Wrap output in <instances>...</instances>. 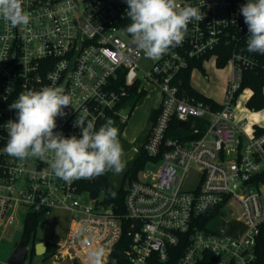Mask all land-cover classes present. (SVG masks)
<instances>
[{"label":"built area","instance_id":"2783aa9c","mask_svg":"<svg viewBox=\"0 0 264 264\" xmlns=\"http://www.w3.org/2000/svg\"><path fill=\"white\" fill-rule=\"evenodd\" d=\"M246 2L178 0L198 7L204 19L189 23L183 42L159 59L146 57L124 31L131 23L125 0H22L27 26L0 18V233L19 222L20 208L42 216L60 210L68 213L67 231L45 252L56 264H89L88 252L98 247L106 264L122 241L123 264L165 262L180 243L176 264H256L264 228V124L237 110L243 92L250 90L248 99L253 90L235 95L243 70L263 65L264 55L246 50L239 11ZM222 58L233 67L232 79L228 100L214 109L186 93L180 73L197 60L194 68L206 73L211 60L218 65ZM45 86L72 96L54 130L65 137L80 135L77 117L97 129L112 118L122 124L133 96L160 92L143 144L159 167L129 179L122 209L97 189L102 175L67 183L45 160L21 161L4 151L6 123L16 119L9 105L19 93ZM176 120L186 122L180 132Z\"/></svg>","mask_w":264,"mask_h":264},{"label":"clouds","instance_id":"9594fccd","mask_svg":"<svg viewBox=\"0 0 264 264\" xmlns=\"http://www.w3.org/2000/svg\"><path fill=\"white\" fill-rule=\"evenodd\" d=\"M125 2L131 23L124 31L152 59H159L170 48L179 46L189 23L204 19L198 7H182L178 0ZM239 11L248 29L246 50L264 55V0H247ZM0 18L13 28L30 23V14L23 9L22 0H0ZM70 105L71 94L58 86L19 93L9 105L10 110L16 111V119L6 123L8 141L4 151L21 161L33 157L45 160L52 173L67 183L109 171H123L119 130L111 119L97 129L92 120L77 117L74 126L79 128V136L65 137L54 131L57 117L66 116L65 109ZM104 255L102 247L92 248L88 252L89 264H103Z\"/></svg>","mask_w":264,"mask_h":264},{"label":"rangeland","instance_id":"374dc122","mask_svg":"<svg viewBox=\"0 0 264 264\" xmlns=\"http://www.w3.org/2000/svg\"><path fill=\"white\" fill-rule=\"evenodd\" d=\"M232 70L233 67L230 63H227L224 66H218L211 60L206 65V73H203L202 70L198 68H194L192 70V83L201 92H204L206 95H209L215 100L224 103L228 100L225 89L229 81L232 79ZM249 93L250 91L248 89L243 92V95L239 98V105L237 107V110L240 111L241 114L247 116L248 113L246 111L247 108L244 105V101L248 97ZM160 95V92L157 90L148 92L140 98L134 106H132L133 103L131 102L130 105L126 106L122 110L121 120L123 121L122 124L118 122V137L123 148L122 160L124 162V168L120 173L112 172L111 174V182L116 186L122 184L125 171L131 165L141 146L145 142L146 135L151 124L150 114L153 107L160 104ZM127 115L128 117L126 122L123 123ZM250 118L252 121H257L258 119L254 117ZM158 167V163L148 162L146 167L139 172L138 176L140 178H145L150 171L154 172L158 169ZM261 192L264 213V184L262 185ZM25 213L26 210L20 208L18 212L19 222L7 227L2 233H0V264H8V259L15 249L16 243H18L23 236V224L26 217ZM67 227L68 213L65 211L56 210L51 215L42 217L35 237H30L28 240L27 245L29 253L26 264H56L53 262V259L49 257V254H32L31 249L33 243L36 244L38 242L59 239L65 235ZM59 264H71V262H60Z\"/></svg>","mask_w":264,"mask_h":264},{"label":"trees","instance_id":"16d2710c","mask_svg":"<svg viewBox=\"0 0 264 264\" xmlns=\"http://www.w3.org/2000/svg\"><path fill=\"white\" fill-rule=\"evenodd\" d=\"M225 64H226V60L222 58L220 62L218 63V66H224ZM196 65L201 66V61L197 60V61L192 62L191 66H189L188 69L180 73L182 77V85L187 90L186 93L192 97H196L199 100H203L211 104L214 109H221L223 107V104L221 102L201 92L193 85L191 75H192V70L194 66ZM245 88H250L253 90L251 96L245 103L246 107L255 112L263 110L264 109V64L255 69L243 70L241 88L238 92H236L235 96L239 97V95L242 93L241 92L242 89H245ZM145 94L146 92H140L138 95L133 96L132 106H134L135 103L140 98H142ZM159 111H160V107L153 109L150 114V119L151 120L155 119V116L159 113ZM111 120L113 121V126L118 128L119 127L118 120L114 118H112ZM173 129L176 130L177 132L178 131L180 132L183 129L182 127H180L178 120L174 121ZM150 160H151V157L146 153L142 145L139 153L134 158L131 165L125 171L121 185L116 186L111 182L112 171H109L102 175L101 179L99 180L97 184V189L100 190V188H103L104 189L103 195L105 199L109 202H112L115 207L122 209L123 202H124L123 198L126 192V189H125L126 180L138 177L139 172L145 167L146 163L149 162ZM42 217L44 216L38 215L35 213H29L26 215L23 236L21 240L25 239L28 242L30 237H35L38 231V228L40 226ZM204 218L205 220H208L209 216H205ZM18 243H16V245ZM46 244L49 250L51 244L49 241H46ZM34 245L35 244L33 243V246L31 249L32 254L36 253ZM125 246H126V241H122L118 246H116V248L111 253L110 258L106 264H123ZM257 248H258L257 250L258 260L256 264H264V228L262 231V235L258 239ZM183 249H184V245L182 243H180L177 246L172 247V249H170L169 259L165 262L157 261L155 264H176V261L182 254ZM46 254L48 253H45V255ZM72 264H79V263L73 262Z\"/></svg>","mask_w":264,"mask_h":264},{"label":"water","instance_id":"95a60500","mask_svg":"<svg viewBox=\"0 0 264 264\" xmlns=\"http://www.w3.org/2000/svg\"><path fill=\"white\" fill-rule=\"evenodd\" d=\"M185 121H180V125H185ZM129 179L125 182V188H128ZM27 241L21 240L13 250L8 259V264H26L27 256L29 253ZM47 250L46 242H38L35 244V251L37 254H45Z\"/></svg>","mask_w":264,"mask_h":264},{"label":"bare ground","instance_id":"6f19581e","mask_svg":"<svg viewBox=\"0 0 264 264\" xmlns=\"http://www.w3.org/2000/svg\"><path fill=\"white\" fill-rule=\"evenodd\" d=\"M247 113H248V116L250 117H254V118H258L256 122H260V123H263L264 124V109L259 111L257 114H255V112H250L248 110H246ZM262 118V119H260Z\"/></svg>","mask_w":264,"mask_h":264},{"label":"crops","instance_id":"0c3cea01","mask_svg":"<svg viewBox=\"0 0 264 264\" xmlns=\"http://www.w3.org/2000/svg\"><path fill=\"white\" fill-rule=\"evenodd\" d=\"M226 87H227V86H226ZM198 90H199V89H198ZM249 91H250V90H249ZM203 93H204V92H203ZM250 93H251V92H250ZM250 93H249V94H250ZM160 96H161V95H160ZM208 96H209V95H208ZM248 96H249V95H248ZM248 99H249V98H248ZM248 99H246L244 102L246 103V101H247ZM245 103H244V105H245ZM159 105H160V104H159ZM159 105H158V106L155 105V107H153V109L159 107ZM245 106H246V105H245ZM246 108H247V107H246ZM153 109H152V110H153ZM247 110L250 111V112H251V111H252V112H255V111H253V110H250L249 108H247ZM258 112H259V111L255 112V114H257ZM260 119H262V118H260Z\"/></svg>","mask_w":264,"mask_h":264}]
</instances>
